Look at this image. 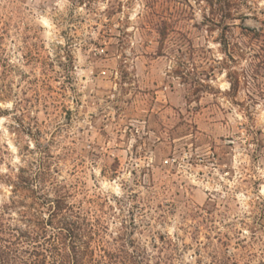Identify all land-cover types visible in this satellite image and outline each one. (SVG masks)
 Segmentation results:
<instances>
[{
    "label": "rangeland",
    "instance_id": "obj_1",
    "mask_svg": "<svg viewBox=\"0 0 264 264\" xmlns=\"http://www.w3.org/2000/svg\"><path fill=\"white\" fill-rule=\"evenodd\" d=\"M42 166L99 264H264V0H0V208Z\"/></svg>",
    "mask_w": 264,
    "mask_h": 264
},
{
    "label": "trees",
    "instance_id": "obj_2",
    "mask_svg": "<svg viewBox=\"0 0 264 264\" xmlns=\"http://www.w3.org/2000/svg\"><path fill=\"white\" fill-rule=\"evenodd\" d=\"M44 171L42 166L35 179L19 177L12 186L13 193H29L30 204L18 212L0 208V264H99L93 258L97 232L70 203L69 192L55 184L53 195L46 191Z\"/></svg>",
    "mask_w": 264,
    "mask_h": 264
}]
</instances>
